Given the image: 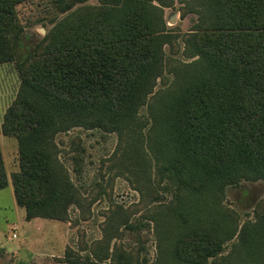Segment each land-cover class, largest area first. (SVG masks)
<instances>
[{"label": "trees", "instance_id": "obj_1", "mask_svg": "<svg viewBox=\"0 0 264 264\" xmlns=\"http://www.w3.org/2000/svg\"><path fill=\"white\" fill-rule=\"evenodd\" d=\"M25 1L0 0V65L17 60L23 31L15 8ZM50 1L63 17L16 62L19 89L0 125V135L17 142L11 184L26 221L66 220L77 192L55 138L100 130L134 145L147 172L144 192L153 190L152 169L172 196L146 219L155 264L222 262L235 238L229 263L264 264V213L238 230L221 204L227 187L264 180V0H198L197 23L184 38L192 62L169 70L162 0ZM166 72L173 80L154 92ZM7 187L0 152V190ZM113 253L106 259L136 264L125 250Z\"/></svg>", "mask_w": 264, "mask_h": 264}, {"label": "rangeland", "instance_id": "obj_2", "mask_svg": "<svg viewBox=\"0 0 264 264\" xmlns=\"http://www.w3.org/2000/svg\"><path fill=\"white\" fill-rule=\"evenodd\" d=\"M162 1L167 6L163 9L164 20L172 36L171 45L164 48L169 70L192 62L184 53V38L197 23L199 8L198 0ZM89 4L97 2L91 0ZM15 11L23 32L16 49L17 60L0 65V125L19 89L16 62H22L53 23L63 17L50 0H28L17 5ZM171 18L174 22L169 23ZM172 80L173 76L166 72L154 92ZM139 115L144 124L149 117L147 108L142 107ZM146 130L148 126L143 132ZM55 143L58 159L77 192V203L69 207L64 221H26L24 209L15 202L11 184V175L19 171L17 142L0 135V152L11 188L0 190V264H115L112 257L106 259L107 250H114L113 254L125 250L136 264H155L159 250L153 224L148 228L146 219L170 205L172 196L154 183L152 169L149 175L153 190L144 192L143 185L147 183L142 180L147 172L134 145L115 133L84 129L59 134ZM221 204L232 215L238 230L257 223L264 213V180L227 187ZM125 217L132 230L123 226ZM237 242L235 238L224 245V261L209 260L208 264H231Z\"/></svg>", "mask_w": 264, "mask_h": 264}, {"label": "water", "instance_id": "obj_3", "mask_svg": "<svg viewBox=\"0 0 264 264\" xmlns=\"http://www.w3.org/2000/svg\"><path fill=\"white\" fill-rule=\"evenodd\" d=\"M172 22H174V19H173V18H171V19L169 20V23H172Z\"/></svg>", "mask_w": 264, "mask_h": 264}, {"label": "crops", "instance_id": "obj_4", "mask_svg": "<svg viewBox=\"0 0 264 264\" xmlns=\"http://www.w3.org/2000/svg\"><path fill=\"white\" fill-rule=\"evenodd\" d=\"M9 189H11L10 187H8Z\"/></svg>", "mask_w": 264, "mask_h": 264}]
</instances>
